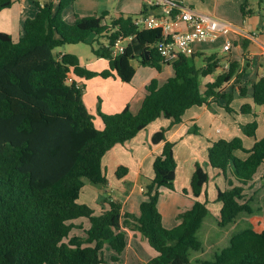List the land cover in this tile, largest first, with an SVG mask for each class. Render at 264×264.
I'll list each match as a JSON object with an SVG mask.
<instances>
[{
	"label": "trees",
	"instance_id": "trees-1",
	"mask_svg": "<svg viewBox=\"0 0 264 264\" xmlns=\"http://www.w3.org/2000/svg\"><path fill=\"white\" fill-rule=\"evenodd\" d=\"M74 1L55 0L54 7L52 0H32L37 12L25 20L19 38L13 40L0 32V264H108L102 257L105 245L113 252L111 263H117L126 247L121 225L137 231L156 252L148 264H264V227L232 234L228 246L212 261H190V252L201 249L196 234L209 214L204 192L209 176L199 163L183 190L194 203L176 215L177 225L165 229L157 209L160 189L174 191L177 163L167 132L181 124L185 112L193 107H219L218 101H223L220 107L232 113L229 103L234 94L225 89L232 81V86L239 83L244 69L236 62L229 63L227 72H219L201 90L199 79L221 67L217 55L204 58L198 67L195 55H181L165 64L155 47L159 29L138 28L132 16L119 15L107 21L106 13L77 16L68 24L62 13ZM12 4L13 0H0V12ZM239 10L243 19L254 13L264 18V0H244ZM148 11L143 6L141 15ZM119 36L130 41L121 54L112 56L111 48ZM90 37L106 39V46L92 49V53L108 62V70L95 73L81 67L75 55L56 53L65 45L87 43ZM131 62L157 73L169 67L172 76L162 85L156 79L149 81L136 113L129 106L112 115L99 112L102 127L97 129L83 102V88L73 78L115 77L128 84L135 74ZM238 96L247 97V89L239 88ZM250 99L251 104L240 107V114L254 116L256 107H264V77L251 86ZM158 119L168 120L169 125L150 139L151 145L162 146L153 162V179L142 189L145 200L139 216L122 213L121 203L111 197L103 198L107 209L95 216L92 209L78 202L83 180L106 188L103 156ZM256 127L255 122L242 127V132L254 139L249 150L239 139H220L207 149V165L225 183L223 190L216 188L215 198L220 203L216 224L221 229L233 224L240 214L252 213L245 193L253 189L258 169L264 165V140H255ZM197 131L196 127L188 130ZM236 152L247 157L241 159ZM118 171L126 169L118 167ZM259 180L264 187V176ZM201 196L204 198L199 201ZM79 219H87L89 228L82 236L70 237L73 222Z\"/></svg>",
	"mask_w": 264,
	"mask_h": 264
},
{
	"label": "crops",
	"instance_id": "crops-1",
	"mask_svg": "<svg viewBox=\"0 0 264 264\" xmlns=\"http://www.w3.org/2000/svg\"><path fill=\"white\" fill-rule=\"evenodd\" d=\"M179 1L184 7L190 8L200 14L212 16V17L221 19L223 21H226L228 23H231L232 25L236 26L237 28L241 29L242 31L248 34H251V35L254 34V38L252 39L248 37H241L235 34H230L229 36L225 38L220 37L218 40L221 39L223 43L221 45V48L220 46H217L218 54H211V55H217V57L220 58L221 60L220 66L224 62H229V63L236 62L240 65L241 69H244L239 83H236L232 86L233 84V81H232V83L229 84L225 89L227 93L233 91V94H234L233 98L234 100L238 101L236 107L232 105L234 110L235 111L239 110V108L243 104H251L252 102L250 99L251 86L256 82V80L259 77H264V18H261L257 13H254L251 16H249L247 19H243L240 14L239 8L244 0H179ZM52 2L54 4V7H56L55 0H52ZM143 6H146L145 0H75L70 6H68L63 11L62 15H63V19L68 24L74 23L75 17L77 16L78 17H88V16H94V15L99 16L102 13H106L107 18H109L110 10L118 13V15L114 18H117L119 15L132 16L133 18H135L141 15ZM251 7L255 12L258 9L255 2L252 3ZM36 12H37V8L33 4L32 0H13V4L11 5L10 8L5 9L0 12V32L7 33L12 37L13 40H17L19 38L20 33L22 32L23 23L25 22V20L34 17ZM227 41L230 42V49L228 52H223L222 46ZM56 53L57 54H71V53L65 52L64 50L60 51L59 49L56 51ZM194 55L196 56L197 59L199 58L201 60V64L203 63L204 58L211 56V55L198 56L196 52ZM75 56L78 58L80 66L87 69V66L83 65V63L80 61V58L77 55ZM131 65H132V62H131ZM107 66H108V62H107ZM138 66H139L138 63H136V66L135 67L132 66V67L134 69H138ZM219 70L220 69L216 70L217 74L219 73ZM100 72L102 71L95 72V73H100ZM136 74H137V70H135L134 77L136 76ZM107 79L112 80L111 85H116L117 87H119V94H123L125 92L126 87L123 85H126V84L120 82L115 77L114 78L111 77ZM133 79L131 80L130 83H132ZM73 80L76 82L78 87L84 89L85 86L82 83V80L84 79L73 78ZM211 81H213V79L206 81L204 84L211 82ZM148 83L149 81L147 83H144L143 81L141 83V86H142L141 91H138L135 95H132L133 91L130 92V95H127V94L123 96L117 95L113 100L114 106L110 105V106H106L105 108L100 107L101 110L100 108H98L97 114L100 112L105 115H112V114L120 112L125 106H129V109L131 110V112L136 113L144 98L145 86ZM239 88L247 89V97L241 98L238 96ZM129 97L130 99L128 100ZM84 104L90 113V109L87 103L84 102ZM214 105L216 106V108L213 107ZM237 115L235 113H232L233 117L228 116V114L220 106L218 107L216 104H212L210 107H205V106L200 107V108L193 107L185 112V114L182 117L181 124L172 127L167 132L166 139L167 141L171 143L173 141L175 142V138L179 136V138L182 139L184 143L194 144L193 142H195L196 144V142L198 141L197 139H202L203 141L204 131L207 132V135L210 134L211 136L214 137L210 139L209 142H207L206 144H204L202 141H199L198 142L199 147L193 146V148L189 149L190 151H189L188 157H190V161L187 164V166H184L180 170H179V163L176 158V153H177L176 146L173 148L174 157L177 163V166L175 169V179L173 183L174 190H175V181H177V179L179 178L183 180L182 187L184 189L189 182V177L194 170L195 163L200 164V162H198L197 160L198 159L196 157L197 155H195L196 152H199L202 155L203 153L202 150L204 148L208 149L211 143L218 141V139L216 140V138L221 137L220 139L229 140L228 138L230 137H224L222 130L229 133L231 129L233 128L232 126L223 127V124L225 123V121H228L229 119L236 120V118L239 117ZM240 115L245 116L243 114H240ZM250 115L252 114H247L246 116H250ZM222 119L224 120V122L222 121ZM249 120L250 119L246 117L244 120V123L246 124L249 123L250 122ZM94 125H95V122H94ZM151 125H155V126H153V128H150ZM168 125H169L168 120L164 119L163 121H161L160 119H158L154 123L148 125L146 127L147 130L145 129L143 131H140L136 135V137L132 139L131 141L126 142L123 145H117L113 147L103 156L101 160V168H103L105 173L107 169L110 171H113L118 166L127 167L129 169V172L135 169V172L136 171L137 172H136L133 187L138 184V181L141 175L145 174V176H147L149 181H151L153 179V162H154L155 156L160 154L162 144H159L156 146H153V145L150 146V139L152 135L156 133L159 129L168 127ZM191 126H193V128L196 127L198 129L197 132L199 135L196 136L188 132V130L191 129L190 128ZM95 127L97 129H100L102 127L101 122H100V126L95 125ZM248 139L252 140V144L248 148L249 150L254 143V139L253 138H248ZM261 139L264 140V138L259 137L257 131H255V140L259 141ZM241 140H242V144L244 145L245 140L243 139V137H241ZM245 146L247 145L245 144ZM207 149H206V163H207ZM235 155L241 159H245L247 157V155L243 152H236ZM208 168L210 167L208 166ZM210 170H211L212 176L215 179H219L223 183V188H220V187H216V188H218L219 190H223L225 188V183L223 179L217 174V171L215 170L213 171L211 168ZM262 175L264 176V165H262L258 169L256 177L254 178L253 186L255 182H258L261 187V181L259 180V177ZM127 178H129V176ZM216 188H215V193H216ZM101 189H102L101 193L103 195L102 196L100 195L102 198H98L99 200H102L105 197H111V193L109 192L107 187L101 188ZM139 189L141 191L143 188L140 187ZM82 194L83 193L81 191L79 194L78 202L92 209L95 215L94 208L96 206L95 201L97 198V194L92 193L91 195V191H89L87 195H82ZM128 198L129 197L127 196L124 202L121 204L122 213H127L124 210H125V206L127 205ZM215 198H216V194H215ZM202 200L203 199H199V201H202ZM158 204H159V199L157 203V209L162 216V224L164 222L163 210H167L169 214L173 213V216L178 214L176 213L177 211L176 209H174L173 206H170L169 208L164 207L163 210H160L158 208ZM218 204L220 206V203ZM106 208H107V205L104 204L102 212L105 211ZM218 213L217 214L212 213V216L215 219V222H216ZM131 215L135 216L133 213H131ZM80 220H84V219H79L76 221H80ZM85 220L87 221V219ZM129 223L132 226H134L133 222H129ZM73 224L75 228L71 231L70 237L82 236L84 232L89 228V223H88V226H84L83 223H80V224L78 223L79 225H77L76 223H73ZM121 228L125 232V235H126L125 250L119 256V261L117 263H111L110 259L113 255L108 260L104 259V256H105L104 250H106V247H107L105 245L103 248V253H102V257L104 261L108 262V264H129L127 261L128 256H126V253L127 251H130V250L133 251L134 264H148L150 260L155 258V255L157 256L156 252L152 248H150L147 242L140 236V234L137 231H135L133 228L125 227L123 225H121ZM229 236L227 237V239L229 238ZM143 242H145L148 245L149 249L151 250H148L147 248L142 246ZM139 248L143 250V255L138 253L137 250ZM124 255H125V258L123 259L122 257Z\"/></svg>",
	"mask_w": 264,
	"mask_h": 264
},
{
	"label": "rangeland",
	"instance_id": "rangeland-1",
	"mask_svg": "<svg viewBox=\"0 0 264 264\" xmlns=\"http://www.w3.org/2000/svg\"><path fill=\"white\" fill-rule=\"evenodd\" d=\"M117 15H118L117 12L110 10L109 12L110 17L107 18V21L116 17ZM62 19H63V15H62ZM63 21L65 22L64 19ZM222 43L223 41L220 39L215 41L214 43H197L194 44L192 48L194 52L197 53L198 56L200 55L209 56L211 54H218L217 46H220L221 48ZM104 46H106L105 38L94 40V37H90L87 43H82L77 45H65L63 48H60L59 50L60 51L64 50L67 53L77 55L80 58V61L83 63V65L87 66V69L94 72H99L103 70H108L107 61L93 54L92 49L96 50ZM194 64L197 67L200 66L201 60L199 58L198 59L196 58L194 60ZM131 66L135 67L136 63L132 62ZM134 70H137V74L134 77L132 83L123 85L126 87L125 92L123 94H119V87H117L116 85H111L112 80L103 79L99 76H96L88 81L82 80V83L85 86L84 89L82 90L83 102L87 103L96 126L98 125L100 126V122H101L97 114V109L100 107L105 108L106 106H110V105L114 106L113 100L117 95L119 96H123L125 94L130 95L131 91H133L132 95H135L138 91H141L142 89L141 83L143 81L144 83H147L152 79H156L158 84L162 85L169 77L172 76V71L169 67H164L160 73H157L153 68L142 67V66H138V69H134ZM216 75L217 72L214 71V73L210 77H207L205 79L200 78L199 83L201 85V90L204 83L208 80L214 79ZM129 99L130 97L128 98V100ZM237 103L238 101L234 100L233 98L229 103V107L233 110L232 113H235L236 115L239 114L237 115L239 117H237L236 120L229 119L228 121H225L223 127L232 126L233 129H231L229 133L222 130V133L224 137H230L228 138L229 140H233V139L241 140V137H243V139L245 140V144L249 146L247 147L245 146V144L244 145L242 144V146L244 149L248 150V148L252 144V140L248 139L247 136L242 132V127L252 122H255L257 125L256 131L258 133V136L264 138V107H256L253 112L254 116L253 115L242 116L240 115L239 110L235 111L233 108V106L234 107L237 106ZM218 105L223 106L224 102L218 101ZM213 107L216 108L215 105ZM232 113H227V114L228 116L231 117ZM246 117L250 119L249 120L250 122L247 124L244 123ZM160 120L163 121L164 119H160ZM222 121L224 122L223 119ZM153 126L155 125H151L150 128H153ZM190 128L192 129L193 126H191ZM191 134H194L196 136L199 135L198 132L197 134L195 133H191ZM203 135H204L203 141L202 139H197L198 141L196 142V144L195 142H193L194 144L184 143V141L180 139L179 136L175 138V142L174 141L172 142L174 144V147L176 146V152H177L176 158L179 163V170L184 166H187V164L190 161V157H188L190 151L189 149L193 148V146L199 147L198 144L199 141H202L204 144H206L207 142H209L210 139L214 138L210 134L207 135L206 131H204ZM220 138L221 137L216 138V140L217 139L219 140ZM150 146H152L151 143ZM206 149L207 148H204L202 150L203 151L202 155L199 152H196L195 155H197L196 157L198 158L197 159L198 162H200V165L204 167V169L206 170L209 176L208 182L204 186L205 197L209 202L207 205L209 214L202 221L200 230L196 234V238L201 244V249L198 252H192V251L190 252L189 258L192 263H194L197 260L212 261L215 254H218L221 250H223L228 246V242L232 234H236L238 233V231H242L244 229H253L259 231L261 230V228L264 227V204H263L264 187L263 185H261L260 187L258 182H255L254 184L255 187L253 190L245 193L246 196L245 199L248 201V205L252 208V213L240 214L236 218L233 224L229 225L224 229H221L217 226L215 219L212 216V213L217 214L220 210L219 204L215 201V194H216L215 188L216 187L223 188V183L219 179H215L212 176L210 168H208V165H206L207 164ZM118 167H123L124 169H126V171L119 172ZM118 167L115 168L113 171H110L108 169L106 170L105 174H106V179L108 181L107 189L111 193V198L113 200L120 202L121 204L128 196L129 198L127 200V205L125 206L124 211L130 214L133 213L135 217H137L139 216L140 213L139 210L140 204L145 200V195L143 194V192L140 191L139 188L140 187L145 188L146 184L149 182V179L147 178V176H145V174L141 175L138 184L133 187L137 171L135 172V169H133L129 172V169L125 166H118ZM117 173H120L121 176L118 177ZM191 175L189 177V181ZM128 176L129 178H127ZM182 181L183 180H181L180 178L177 179V181H175L174 192L167 191L165 189H160L159 204H158V208L160 210H163L164 207L169 208L170 206H173L174 209H176L177 211L176 213H181L189 210L192 207L194 203L193 199L183 193V190H187L189 182L186 187L184 186L185 188L183 189ZM83 183L84 186L81 189L83 193L82 195H87L89 191H91V195L92 193L97 194V198L95 201L96 206L94 208L95 210L94 212L96 216L100 215L104 205L103 199L102 200L98 199V198H102L101 197L103 195L101 193L102 187L92 185L86 180H83ZM203 198L204 196H201L199 199H203ZM163 213H164V222L162 225L165 229L171 230L177 225V222L175 220L176 215L173 216V213L169 214L167 210H163ZM73 223H76L77 225L83 223L84 226H88V222L85 219L80 221H74ZM228 236L229 238L227 239ZM142 246H144L148 250H151L149 249L148 245L145 242L142 243ZM137 251L139 254L143 255L142 249L139 248ZM104 255H105L104 256L105 260H108L113 255V252L108 246L106 247V250H104ZM126 256H128L127 259L128 263L134 264L133 251L131 250L127 251ZM122 258L124 259L125 255Z\"/></svg>",
	"mask_w": 264,
	"mask_h": 264
},
{
	"label": "built area",
	"instance_id": "built-area-1",
	"mask_svg": "<svg viewBox=\"0 0 264 264\" xmlns=\"http://www.w3.org/2000/svg\"><path fill=\"white\" fill-rule=\"evenodd\" d=\"M145 3L150 12L135 17L133 25L145 30H160V40L155 47L165 64L172 63L181 55H194L192 46L197 43H214L230 34L254 38V34H248L231 23L184 7L179 0H145ZM129 41L130 38L122 36L116 38L111 48L112 56L121 54ZM229 49L230 42L227 41L222 51L228 52ZM228 69L229 62H224L219 72H227ZM68 81L72 78L69 77Z\"/></svg>",
	"mask_w": 264,
	"mask_h": 264
}]
</instances>
